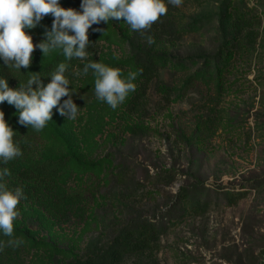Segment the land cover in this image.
Returning <instances> with one entry per match:
<instances>
[{
  "label": "rangeland",
  "instance_id": "374dc122",
  "mask_svg": "<svg viewBox=\"0 0 264 264\" xmlns=\"http://www.w3.org/2000/svg\"><path fill=\"white\" fill-rule=\"evenodd\" d=\"M60 6L79 11L80 0H60ZM167 6L165 18L175 35L154 49L159 76L150 85L145 117L126 112L138 75L135 92L115 110L96 99L91 71L74 75L88 61L119 69L122 78L136 72L127 43L132 29L123 18L92 26L101 31L89 29L96 49L85 61H66L59 51L47 57L33 53L27 71L41 76H50L61 62L69 65L65 76L80 108L74 120L54 108L52 121L25 138L27 152L65 160L57 192L77 194L80 203L54 211L21 200L13 238L23 243L3 264L82 260L103 244L113 213L121 224L161 214L152 264H264V0H182L179 7ZM236 14L246 23L243 37L252 35L241 43L249 42L247 49L234 38ZM51 23L49 15L30 30L36 43ZM201 62L208 65L209 91L196 81L204 77ZM13 71L19 88L30 73ZM160 87L169 90L168 101ZM0 110L9 125L17 119L6 102ZM121 174L132 179L126 186L112 184Z\"/></svg>",
  "mask_w": 264,
  "mask_h": 264
},
{
  "label": "clouds",
  "instance_id": "9594fccd",
  "mask_svg": "<svg viewBox=\"0 0 264 264\" xmlns=\"http://www.w3.org/2000/svg\"><path fill=\"white\" fill-rule=\"evenodd\" d=\"M182 0H167V5L179 7ZM165 0H80V10L60 6V0H0V61L5 68L20 73H30L19 88L9 87L8 79L0 77V105L5 102L16 109L17 123L39 132L52 121L53 109L67 119L77 118L79 108L73 102L77 93L70 87L65 76L69 65L61 62L48 77L39 72L27 71L33 63V53L37 50L42 57L53 52H61L66 61L87 60L86 48L92 42L88 31L93 25H106L112 20L123 18L133 31L143 32L168 12ZM51 15L50 29L45 26L43 38L33 43L30 30L41 25L42 20ZM93 31H101L99 27ZM149 43L152 39L149 38ZM25 69L24 72L21 69ZM95 77V97L115 110L135 92L136 72L122 78L121 71L103 63L88 61L82 70L74 75ZM42 78H47L44 83ZM68 99L62 101V97ZM16 132L4 118L0 110V164L6 165L22 155L21 148L14 141ZM7 167L0 168V235L8 237V246H19L22 240L14 239V221L20 216L18 205L23 199L20 188L10 189L5 178L10 176ZM4 243L0 242V251Z\"/></svg>",
  "mask_w": 264,
  "mask_h": 264
},
{
  "label": "trees",
  "instance_id": "16d2710c",
  "mask_svg": "<svg viewBox=\"0 0 264 264\" xmlns=\"http://www.w3.org/2000/svg\"><path fill=\"white\" fill-rule=\"evenodd\" d=\"M168 7V6H167ZM244 18L237 14L233 20L232 30L234 38L238 40L240 49L244 46L247 49L251 44L243 43L245 37L242 32L246 23ZM246 29V28H245ZM174 27L170 24L165 15L160 17L157 22L153 23L150 29L143 32L132 30L128 40L129 52L133 66L139 78V86L127 105L126 112L132 116L145 117L147 107V97L150 85L154 84L159 76V58L154 54L157 45H163L174 37ZM250 36H252L250 34ZM243 37V38H242ZM149 38L152 43H149ZM249 39V38H248ZM38 38L33 37V43ZM247 47V48H246ZM96 46H89L86 51L93 52ZM192 62H194L193 59ZM204 70L201 72L204 77L197 78L206 90L211 89V81L206 77L209 75L208 65L201 62ZM0 77L8 79L9 87L17 86V76L12 69L5 68L0 62ZM161 93L162 99L168 101L169 90L162 87L157 88ZM16 132L14 141L19 144L22 155L6 165L0 164V168L7 167L10 170V176L5 178V183L10 189L20 188L23 192V199L26 202H37L44 208L58 210L59 205L66 206L69 209L71 205H79L78 195L72 196L60 195L57 190L61 177L66 170L65 160L52 158H32V154L27 152L25 138L31 132V127L26 128L17 123V119L10 125ZM132 177L127 174L118 175V178L112 184L126 186ZM139 182L136 181V185ZM67 199V201H66ZM117 213H113L111 218L106 222L107 234L103 237V244L99 249L88 252L82 260L69 261L65 264H152L154 255L159 248L160 236L162 232V218L159 215L138 216L130 219L126 224L118 222ZM66 220V219H65ZM7 239H0L4 243L3 250L0 251V264H3L5 255H10L15 250V246H8Z\"/></svg>",
  "mask_w": 264,
  "mask_h": 264
}]
</instances>
